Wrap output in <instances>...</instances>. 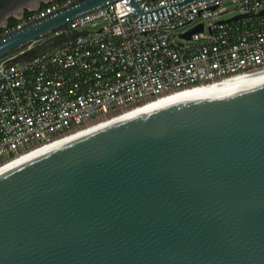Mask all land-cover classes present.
<instances>
[{"label": "water", "instance_id": "obj_1", "mask_svg": "<svg viewBox=\"0 0 264 264\" xmlns=\"http://www.w3.org/2000/svg\"><path fill=\"white\" fill-rule=\"evenodd\" d=\"M113 1L24 24L0 37V59ZM0 264H264V70L1 171Z\"/></svg>", "mask_w": 264, "mask_h": 264}, {"label": "built area", "instance_id": "obj_2", "mask_svg": "<svg viewBox=\"0 0 264 264\" xmlns=\"http://www.w3.org/2000/svg\"><path fill=\"white\" fill-rule=\"evenodd\" d=\"M74 1L13 16L0 37ZM135 2L142 13L115 0L68 20L53 52L24 58L29 44L0 60V165L149 99L264 70V0Z\"/></svg>", "mask_w": 264, "mask_h": 264}, {"label": "bare ground", "instance_id": "obj_3", "mask_svg": "<svg viewBox=\"0 0 264 264\" xmlns=\"http://www.w3.org/2000/svg\"><path fill=\"white\" fill-rule=\"evenodd\" d=\"M242 76H245V75H240V76H236L233 78L223 79L220 82H216V83H212V84H208V85H202V86L193 87V88H186L183 90H176V91L164 94L162 96H159L157 98L149 99L143 103H140V104L135 105L133 107H130L126 110H123L119 113H116V114H114L115 116L112 115V116H109L105 119L96 121L94 123H90V124L80 128V129L73 131V132L67 133L65 135H62V136L56 138V139L50 140L46 143H43V144L38 145L36 147H33L32 149L22 153L21 155H18L16 157L4 162L3 164H1L0 165V172L11 167V166H13V165L18 164L24 160H27V159L35 156V155H38V154H40L46 150H49V149H51L57 145H60V144L66 142L68 140H71V139H73V138H75L81 134H84V133H86L92 129H95V128L102 126L104 124L110 123V122L118 120L120 118H123L126 115L132 113L133 111H136V110H139L142 108H146V107H149V106H152V105H155V104L167 101V100H171V99H174V98H177V97H180V96H183V95L195 92V91H199V90H202V89H205V88H208V87H211V86L223 83V82H227V81L242 77Z\"/></svg>", "mask_w": 264, "mask_h": 264}, {"label": "flooded vegetation", "instance_id": "obj_4", "mask_svg": "<svg viewBox=\"0 0 264 264\" xmlns=\"http://www.w3.org/2000/svg\"><path fill=\"white\" fill-rule=\"evenodd\" d=\"M46 1L48 0H0V26L4 24V19L8 22L10 17L23 14L28 9L38 8Z\"/></svg>", "mask_w": 264, "mask_h": 264}, {"label": "rangeland", "instance_id": "obj_5", "mask_svg": "<svg viewBox=\"0 0 264 264\" xmlns=\"http://www.w3.org/2000/svg\"><path fill=\"white\" fill-rule=\"evenodd\" d=\"M224 5H225L227 8H229V7L231 6V3H230V2H226V3H224ZM229 10H230V12L227 13V14L222 15V18H228V17H230L231 15H233V14L236 13L235 10H232V9H229ZM197 21H198V20H195L194 22H192V23H190V24H186V25H184V26L179 27V28L176 30V32H177V33H178V32H182V31H184V30H186V29H188V28H191V27H192ZM85 29H91V28H90V26H87ZM93 29H95V28H93ZM54 36H55V34L52 33V34H50V36H48V37H46V38H44V39H41V40L35 42L33 46L35 47V46H38V45H42V44H44V43L47 41L48 38H52V37H54ZM185 42H186V43H189L188 40H185ZM26 46H27V45H24L23 47H26ZM34 47H32V48H34ZM58 47H59L58 45H48V46H43V47H37L36 51H38V52L40 51V52L50 53V52L55 51ZM17 52H18V50L13 51V52H11L9 55H16ZM1 59H2V58H1ZM1 59H0V60H1ZM114 116H115V115H114Z\"/></svg>", "mask_w": 264, "mask_h": 264}, {"label": "trees", "instance_id": "obj_6", "mask_svg": "<svg viewBox=\"0 0 264 264\" xmlns=\"http://www.w3.org/2000/svg\"><path fill=\"white\" fill-rule=\"evenodd\" d=\"M53 1L64 2V1H66V0H53ZM44 5H46V3L42 4V6H44ZM15 20H16V19H15L14 17H10V18L8 19V23H9V24H12ZM37 52H38V51H36L35 48H32L31 50L27 51V52L23 55V57H24V58H26V57H30V56L36 54Z\"/></svg>", "mask_w": 264, "mask_h": 264}, {"label": "crops", "instance_id": "obj_7", "mask_svg": "<svg viewBox=\"0 0 264 264\" xmlns=\"http://www.w3.org/2000/svg\"><path fill=\"white\" fill-rule=\"evenodd\" d=\"M61 40H62L61 38L50 39V40H47L44 44L38 45V46H35V47L33 46L34 45V43H33L32 47H34L35 49H37V47H43V46H48V45H55V44H59Z\"/></svg>", "mask_w": 264, "mask_h": 264}]
</instances>
